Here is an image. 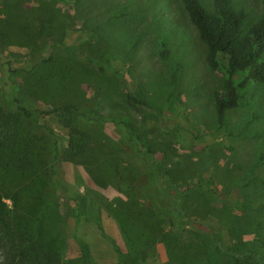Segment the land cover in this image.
I'll return each instance as SVG.
<instances>
[{"label": "rangeland", "instance_id": "374dc122", "mask_svg": "<svg viewBox=\"0 0 264 264\" xmlns=\"http://www.w3.org/2000/svg\"><path fill=\"white\" fill-rule=\"evenodd\" d=\"M201 2L212 7V0ZM235 3L247 11V30L261 15V1ZM206 54L180 0H0V108L43 146L38 176L26 187L28 177L0 173L3 200L11 206L7 195L19 187L24 203L41 188L55 138L38 122L62 147L67 139L54 115H16L15 95L39 110L70 101L98 116H78L76 124L91 134L90 149L59 163L63 187L82 195L92 219L77 230L89 261L73 238L61 191L41 226L44 247L66 238L61 264H211V253L217 264H264V84L219 122L213 93L225 72L212 69ZM125 87L147 105L128 100ZM119 120L129 121L152 152L142 157ZM140 160L162 172L148 195L145 176L136 174ZM148 196L156 207L171 200L181 206L184 216L173 214L178 226L146 208Z\"/></svg>", "mask_w": 264, "mask_h": 264}, {"label": "trees", "instance_id": "16d2710c", "mask_svg": "<svg viewBox=\"0 0 264 264\" xmlns=\"http://www.w3.org/2000/svg\"><path fill=\"white\" fill-rule=\"evenodd\" d=\"M190 22L195 26L200 40L206 45V60L212 69L222 68L225 77L220 89L213 93L214 107L219 122H222L226 110L250 102L249 90L259 84H264V0L261 15L247 29H243V22L247 11L243 5H237L235 0H212V7L206 8L201 0H180ZM159 52L166 59L168 57L167 43L161 41ZM128 100L147 105L138 101L125 87ZM16 115L23 118H32L34 113L54 115L61 125L67 130L65 146L59 143L57 134L44 123H39L44 128L45 134L54 137L51 157L44 163L42 173L43 181L36 195L21 201L20 189H11L8 198L11 206L3 200L0 193V264H61L67 256L68 242L63 235L55 238V247H44L39 240L40 230L46 211L51 208L56 200L58 191L65 197V216L71 221L73 238L80 247L82 259L89 261L90 249L88 244L78 236L77 230L84 222L92 219L81 204L82 195L79 192L63 187L59 163L62 160L76 161L80 155L90 149L91 134L85 128L76 124L78 116L85 119L98 117L94 110L81 109L74 102H62L48 110H39L21 102L15 95L12 99ZM12 112H4L0 108V173L14 171L22 177H28L23 183L26 187L32 182L37 172V155L43 146L37 142L39 138L28 132H22L16 125V118ZM129 133V141L139 144L143 148L142 157L152 150L141 143L140 137L134 135L129 121L119 120ZM162 172L157 169L153 161L145 165L140 160L136 170L137 177L144 179V193L150 194L155 190L156 182ZM264 184V180H262ZM171 187V182L168 183ZM142 189V190H143ZM169 192V191H168ZM146 208L156 210L163 215L170 226H178L173 214H181V206L172 202L167 206L159 207L152 202L150 196L143 197ZM181 216H184L181 214ZM98 228L103 234L102 227ZM117 250L114 241L110 239ZM131 253L138 259L134 243L129 240ZM211 264H217L215 256L209 255Z\"/></svg>", "mask_w": 264, "mask_h": 264}]
</instances>
